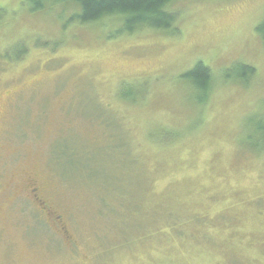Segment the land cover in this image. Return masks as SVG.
<instances>
[{"label": "rangeland", "instance_id": "obj_1", "mask_svg": "<svg viewBox=\"0 0 264 264\" xmlns=\"http://www.w3.org/2000/svg\"><path fill=\"white\" fill-rule=\"evenodd\" d=\"M27 3L0 0V264H264V0L178 4L176 37Z\"/></svg>", "mask_w": 264, "mask_h": 264}, {"label": "trees", "instance_id": "obj_2", "mask_svg": "<svg viewBox=\"0 0 264 264\" xmlns=\"http://www.w3.org/2000/svg\"><path fill=\"white\" fill-rule=\"evenodd\" d=\"M223 1L237 0H27V4L30 12L36 13L43 11L50 2L74 3L79 7V11L72 15L69 23L115 26L118 28L116 34L123 36L159 32L169 37H176L180 34L183 22L182 9L177 8L178 4ZM257 32L264 40V20L258 26ZM236 68H239L244 76L254 75L256 71L254 67L245 64H237ZM184 78L193 82L199 92L203 93L198 96V102L204 105L215 82L211 68L204 61L198 60L184 74ZM131 94L122 96L130 98ZM139 95L140 100L144 97L143 91H140ZM259 132L264 140V122L260 123Z\"/></svg>", "mask_w": 264, "mask_h": 264}, {"label": "flooded vegetation", "instance_id": "obj_3", "mask_svg": "<svg viewBox=\"0 0 264 264\" xmlns=\"http://www.w3.org/2000/svg\"><path fill=\"white\" fill-rule=\"evenodd\" d=\"M35 191V190H34Z\"/></svg>", "mask_w": 264, "mask_h": 264}]
</instances>
